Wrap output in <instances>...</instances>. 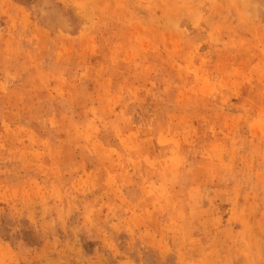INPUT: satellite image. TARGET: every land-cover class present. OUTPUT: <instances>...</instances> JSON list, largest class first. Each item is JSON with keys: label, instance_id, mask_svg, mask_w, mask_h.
Here are the masks:
<instances>
[{"label": "rangeland", "instance_id": "obj_1", "mask_svg": "<svg viewBox=\"0 0 264 264\" xmlns=\"http://www.w3.org/2000/svg\"><path fill=\"white\" fill-rule=\"evenodd\" d=\"M0 264H264V0H0Z\"/></svg>", "mask_w": 264, "mask_h": 264}]
</instances>
